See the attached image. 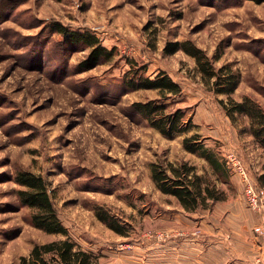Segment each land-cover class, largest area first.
<instances>
[{
	"label": "rangeland",
	"instance_id": "1",
	"mask_svg": "<svg viewBox=\"0 0 264 264\" xmlns=\"http://www.w3.org/2000/svg\"><path fill=\"white\" fill-rule=\"evenodd\" d=\"M54 21L96 33L116 55L78 71L86 51L61 44L50 26ZM185 39L202 48L214 67L228 66L237 75L232 99L252 101L264 113V2L0 0V264H18L34 244L64 238L30 223V210L16 198L18 169L47 180L71 240L99 264H149L162 249L170 254L177 248L180 264H196L192 256L203 252L257 264L255 245L233 249L235 235L256 244L264 238L252 230L259 216L246 206L226 155L236 153L264 186L257 178L264 147L251 133L247 115L226 114L218 102L226 95L206 88L192 57L163 52L167 41ZM127 59L144 64V76L162 70L180 84L181 95L167 102L170 109L184 110V119H190L186 130L164 135L131 108L133 101L159 95L127 87ZM195 132L224 163V173H215L199 151L184 148L183 137ZM153 162L193 165L203 183L224 198L185 211L151 179ZM96 211L126 234L108 227Z\"/></svg>",
	"mask_w": 264,
	"mask_h": 264
},
{
	"label": "trees",
	"instance_id": "2",
	"mask_svg": "<svg viewBox=\"0 0 264 264\" xmlns=\"http://www.w3.org/2000/svg\"><path fill=\"white\" fill-rule=\"evenodd\" d=\"M250 1L264 2V0ZM50 26L52 32L61 35V44L69 50L86 51L76 64L78 71H86L98 64L109 62L116 55L115 48L104 46L96 33L88 30H72L58 21L52 22ZM176 51H182L195 60L196 70L200 73L207 89L226 95V101L219 99L218 102L228 116H232L233 112L248 116L251 133L264 147V113L252 101L248 105L245 101H235L231 98V93L238 84L237 75L228 66L214 67L212 58L189 39L167 41L163 46V52L166 54ZM127 62L130 64L124 77L127 87L132 90L152 89L159 95V98L133 101L131 108L164 135L186 130L190 119H184V110L177 107L170 109L171 102H167L170 97L181 95L180 84L162 70H158L153 77L144 76V64L138 65L132 59H127ZM201 138L200 134L195 132L184 136L182 144L191 152L199 151L215 173H224V163L203 145ZM262 169L263 172L257 178L259 182L264 183V165ZM150 177L162 193L176 198L185 211L193 212L199 207L208 208L210 201L224 198L222 191L203 183L202 176L187 162L168 163L166 166L153 162L150 165ZM13 181L19 185L16 190L18 202L30 210V223L46 233L64 235L63 239L34 244L29 255L19 257L18 264H99L96 258L92 257L94 256L92 252L82 249L71 240L52 202L49 184L42 175L27 169H18L14 173ZM96 215L116 233L126 234L120 224L108 215L101 211H96Z\"/></svg>",
	"mask_w": 264,
	"mask_h": 264
},
{
	"label": "built area",
	"instance_id": "3",
	"mask_svg": "<svg viewBox=\"0 0 264 264\" xmlns=\"http://www.w3.org/2000/svg\"><path fill=\"white\" fill-rule=\"evenodd\" d=\"M226 158L227 162L239 175L246 206L259 216L260 220L252 227V230L255 235L264 238V186L257 184L247 173L246 168L236 153L228 152ZM255 261L257 264H264V252L258 255Z\"/></svg>",
	"mask_w": 264,
	"mask_h": 264
},
{
	"label": "crops",
	"instance_id": "4",
	"mask_svg": "<svg viewBox=\"0 0 264 264\" xmlns=\"http://www.w3.org/2000/svg\"><path fill=\"white\" fill-rule=\"evenodd\" d=\"M251 213L253 215H255V213L253 211H251ZM250 213V214H251ZM256 216V215H255ZM246 224H244V227L243 229L245 228ZM240 232V231H239ZM238 234V233H237ZM242 235H243V232H242ZM235 239V246H233L236 250V252H241L243 251L244 249H246V245H251V247L253 245H255L256 247V251L254 252V256H258L260 254H263L264 252V244L261 242V240H259V242L256 244L254 243L253 241H248L246 240L247 238H245L244 236L243 237H239V234L238 236H233ZM225 239H227L225 237ZM174 246V245H173ZM166 248V246H165ZM253 248V247H252ZM174 249H176V247L174 246ZM178 248L175 250V253H170L168 254L167 250L166 249H162L159 253V256L158 257V261L157 260H154V259H148V263L149 264H180V262H182L183 260L181 259V256L179 254H177ZM210 250H208L209 252ZM173 254H176L174 256H172ZM192 258L195 259V263L196 264H245V262L241 259H235L233 261H229L230 258H227V255L226 256H219V255H216V253H204L201 254V256H198V255H194L192 256Z\"/></svg>",
	"mask_w": 264,
	"mask_h": 264
}]
</instances>
